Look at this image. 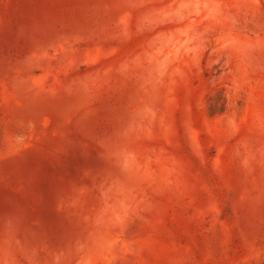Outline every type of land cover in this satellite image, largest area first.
I'll use <instances>...</instances> for the list:
<instances>
[{
	"label": "rangeland",
	"instance_id": "1",
	"mask_svg": "<svg viewBox=\"0 0 264 264\" xmlns=\"http://www.w3.org/2000/svg\"><path fill=\"white\" fill-rule=\"evenodd\" d=\"M0 264H264V0H0Z\"/></svg>",
	"mask_w": 264,
	"mask_h": 264
}]
</instances>
